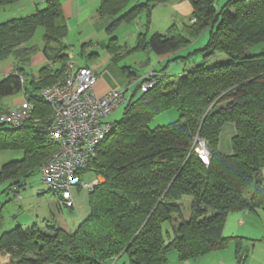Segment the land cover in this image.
<instances>
[{
	"label": "trees",
	"instance_id": "trees-1",
	"mask_svg": "<svg viewBox=\"0 0 264 264\" xmlns=\"http://www.w3.org/2000/svg\"><path fill=\"white\" fill-rule=\"evenodd\" d=\"M18 1L0 0V8ZM131 1L99 0L97 17L114 18L107 31L142 15L148 26L154 5L168 0ZM188 1L189 20L195 23L184 24V32L193 38L209 32L198 51L204 55L201 63L166 85L167 75L139 79L122 118L110 121L112 130L82 172H93L98 180L89 191L88 215L70 233L55 224L15 226L4 232L0 250L8 254V264H109L124 255L127 264H168L171 253L178 262L195 261L232 239L236 264H245L240 238L224 237L222 230L230 213L254 212L264 203V51L249 53L264 41V0H228L220 10L215 0ZM35 6L31 15L0 24V59L15 55L20 64H27L38 48L24 44L41 27L46 60L36 78L18 69L0 80V111L8 108L3 99L20 93L34 106L21 127L0 124V151L23 152L20 160L0 167V183L11 180L10 186H22L20 181L37 169L38 159L53 152L46 131L53 112L39 91L64 78L71 64L62 0ZM188 44L173 24L165 34L148 39L138 34L134 50L146 48L163 56ZM106 47L113 60L118 59L122 47L115 37ZM216 54L225 57L214 59ZM146 80H155L154 85L141 91ZM138 90L141 95L134 99ZM169 110L178 112L176 121L148 129L155 116ZM229 130L230 153L224 154L220 136ZM195 136L206 141L208 165L193 150ZM183 197H190V215L172 226L171 215L180 217Z\"/></svg>",
	"mask_w": 264,
	"mask_h": 264
},
{
	"label": "rangeland",
	"instance_id": "rangeland-1",
	"mask_svg": "<svg viewBox=\"0 0 264 264\" xmlns=\"http://www.w3.org/2000/svg\"><path fill=\"white\" fill-rule=\"evenodd\" d=\"M135 1L143 2V0H132L130 5L136 3ZM227 1L228 0H215V7L220 10ZM40 2L41 0H19L13 5L0 8V24L6 23L12 19L31 15L35 11V5H38ZM183 3L190 4L188 0H168L165 3L156 4L151 10L149 26H144V24H146V18L144 17L145 15H142L139 22L136 20L121 23L114 34L120 45L126 44L130 49L134 50L137 44V42H135L136 36L139 32L145 34L148 39L151 35L156 33L165 34L170 25L174 24L178 32L189 41L188 45L170 54L169 57H161L144 48L134 53L125 54L119 60L118 66L126 68L131 67L129 71L134 72V74H137L139 77L147 73L150 75L158 74L160 77L167 75L169 76L168 78H165L166 76L164 77V82H166L164 85H166L170 82H174L177 76H180L184 70L189 69L193 64L201 63L204 55L202 52L198 51L205 46L209 32L208 30H204L195 38L184 32V24H194L195 20L191 19L194 20V22L189 20L191 16V7L186 8L187 6L185 7ZM98 4L99 0H62V6L66 11L67 25L70 32L69 39L74 41L67 42L71 45L70 61L78 66L88 61L89 52H87V50L99 54L101 60H103L106 55L103 49L104 47L101 44L102 42H94L96 44L93 48H86L84 50L85 52L83 51L82 54H80L82 42H78L79 35L82 33L83 36H87L88 31L92 33L94 38L100 37V33L97 29L98 24L94 27L90 25L94 21L98 22L99 20L95 13ZM189 6H191V4ZM39 7L42 8L43 6L39 5ZM91 11H93V16L85 21L86 14ZM79 24L80 26H78ZM104 32L105 31H102L103 35H105ZM42 34V28L38 27L32 39L24 44V47L29 45L36 46L40 49H37L30 57L27 64H20L15 55H9L6 58L0 59V80L10 73H15L17 69H23L29 77L37 75L38 69L42 67L46 61L42 54V48L44 47ZM263 51L264 41L250 48L249 53L258 54ZM223 57H225L223 54H216L214 59L218 60V58ZM180 58H183V62ZM151 70H155L158 73H149ZM137 81L139 80L135 79L133 82L131 81V83H129V90L124 93L126 100L136 89ZM140 95L141 92L138 90L133 98L136 99ZM20 98H22L21 93L12 97H6L2 102L3 104H8L7 106L10 107L9 105L14 104L15 100ZM126 100L116 111L112 112L106 120L119 121L122 118ZM178 116L179 114L175 110L162 112L155 116L148 123L147 127L152 130L157 127L167 126L176 121ZM5 127L8 128V126ZM195 137L199 138L197 136ZM229 140L230 133H228V131L221 133L219 145L223 153H230ZM49 155L50 154H47L46 156L45 154L46 157L43 155L45 159H41L43 158L42 156L38 159L37 169H31L27 177H24L23 180L20 181V185L22 186H10L11 180L0 183V236L4 232L12 230L15 226L28 228L37 223L42 227L43 221L55 224L54 221L59 222V219L65 220L68 230L74 232L80 222L88 215L89 191L82 186L83 184H92L93 180L96 179V175L93 172H85L81 175L80 180L82 184L80 187L73 188L71 191L74 200V208L68 210L61 205L59 209L57 206L58 196L47 191L45 185L41 182L38 169V167L47 160L46 158L49 157ZM22 156L23 152L20 149L0 151V167L7 162L20 160ZM250 189L251 188H248L246 191V196ZM181 202L183 207L180 209V217L178 214L171 215L172 226L179 224L180 219H188L190 215V197H183ZM240 217H242L244 225L237 226L236 223L230 219L227 224L225 235L223 236L226 237L229 236L230 233H233V236L240 238L242 254H247L245 264H264V240H262L264 239V205L256 215H251L250 217V215L244 214V216H239L238 218L240 219ZM229 248H232L231 252ZM218 254L223 256H226V254L228 256L229 254V258H224L225 264H232L235 262V249H233V244L230 243L226 248L220 249V251H211V253L209 252L204 255L200 259L199 264H218ZM169 257L168 264H181V262H176V257H174L173 253H171ZM8 261L9 259H7V262ZM109 264H127V257L124 255L120 259L112 261Z\"/></svg>",
	"mask_w": 264,
	"mask_h": 264
},
{
	"label": "built area",
	"instance_id": "built-area-1",
	"mask_svg": "<svg viewBox=\"0 0 264 264\" xmlns=\"http://www.w3.org/2000/svg\"><path fill=\"white\" fill-rule=\"evenodd\" d=\"M67 65L64 78L39 91L40 99L52 108L53 113L46 120H49L46 131L49 144L54 146L39 173L47 191L57 195L63 207L71 209L74 208L72 189L80 187L82 172L95 155L96 147L113 128L106 118L125 98L119 90L98 97L93 91L96 80L93 71L88 68L74 70L71 64ZM154 82L144 81L140 90L146 91ZM33 108L28 101L8 107L0 111V124L21 127L32 115ZM193 150L201 162L208 165L210 154L204 140L196 138ZM97 182L95 179L92 184H83L82 187L91 191Z\"/></svg>",
	"mask_w": 264,
	"mask_h": 264
},
{
	"label": "crops",
	"instance_id": "crops-1",
	"mask_svg": "<svg viewBox=\"0 0 264 264\" xmlns=\"http://www.w3.org/2000/svg\"><path fill=\"white\" fill-rule=\"evenodd\" d=\"M42 4H43V0H41V2L40 3H38V6L39 5H41L42 6ZM184 5H185V7L186 8H188V7H191V6H189L190 4H187V3H183ZM89 9V8H88ZM87 9V10H88ZM86 10V11H87ZM62 11H63V13H64V16L66 17V19H67V16H66V11H65V8L62 6ZM92 12L93 11H91L90 13H87L86 14V18L84 19L85 21H87V20H89L92 16H93V14H92ZM95 13H96V11H95ZM192 13V7H191V11H190V14ZM96 17H97V15H96ZM99 18V17H98ZM139 20L140 19H137V21L139 22ZM84 21V22H85ZM114 21V18H112V17H104V18H99V20H98V22L97 21H94L93 23H91L90 25H93V27L94 26H97V24H98V26H97V29H98V32L100 33L99 35H100V37L98 36V38L96 37V38H94L93 36H92V33L91 32H89L88 30V32H87V36H83L82 35V33L79 35V37H78V42H82V47H83V49H81V53L80 54H82L83 53V51L86 49V48H93V46L96 44V43H94V42H102L101 44L103 45V49L105 50V53H106V55L104 56V58H103V60H101L100 58H99V54H97L96 52H94V51H88L87 50V52H89V58H88V61H86L83 65H81V66H78V65H76L75 63H72L71 61H70V57H69V59H68V61L71 63V64H73L74 65V67L75 68H89V69H91L92 71H93V73L95 74V76H96V80H95V83H94V85H93V91H94V93L98 96V97H101V96H103V95H105L107 92H109V91H111V90H119V91H121V92H123V95H124V98H125V100H126V97H125V92L127 91V90H129V83H131V81L133 82L135 79L137 80H139L140 78H142V77H144V76H146V75H148V73L147 74H145V75H143V76H141V77H139V76H137V74L135 75L134 74V72H131L132 74H129L130 75V77H128L127 75H128V73H126L127 71H129V70H131V67H127L128 69H126L127 71H124V69L123 68H126V67H119L118 66V62H119V60L125 55V54H130V53H134V52H137V51H133L132 49H130V47H128L126 44H123V45H120L121 47H122V51H121V53H120V56L118 57V59H116L115 61L113 60V57H112V55L108 52V50H107V44H108V42H109V39L111 38V37H115L116 38V41L117 42H119L118 41V39H117V37L115 36V30L118 28H116L115 30H113V31H107V28L110 26V24L112 23ZM136 21V20H135ZM171 25H173V24H171ZM170 25V26H171ZM78 26H80V24L78 25ZM144 26L146 27L147 25L146 24H144ZM149 26V25H148ZM176 26V25H175ZM82 28V27H81ZM102 31H105L104 33H105V35H103L102 34ZM140 33H142V32H139L138 34H140ZM69 35H70V32L68 31V35H67V38H66V43L67 42H74L73 40H71V39H69ZM144 36H145V34H144ZM145 39H147V37L145 36ZM135 42H137V36H136V40H135ZM68 44V43H67ZM69 45V44H68ZM71 46V45H70ZM38 50H40V49H38ZM90 50V49H89ZM85 52V51H84ZM69 56H70V51H69ZM32 56V55H31ZM169 57L170 56V54L169 55H163V56H161V57ZM99 59V60H98ZM46 64V61H45V63H44V65ZM39 70V69H38ZM15 71H18V69L17 70H15ZM152 71H155V70H151L149 73H151ZM130 72V71H129ZM156 72V71H155ZM25 73V72H24ZM26 74V73H25ZM38 74V73H37ZM25 77H27V78H30L29 77V75H25ZM31 77H34V78H36L37 77V75L36 76H31ZM138 82V81H137ZM134 92V91H133ZM133 92L130 94V95H132L133 94ZM130 97V96H129ZM129 99V98H128ZM128 99L126 100V101H128ZM25 101V99H24V96L22 95V98H20V99H18V100H15V103L14 104H12V105H9V106H19L22 102H24ZM2 104H3V102H2ZM4 105H8V104H5L4 103ZM228 133H230V134H232V131H228ZM219 148H220V145H219ZM221 149V148H220ZM221 152L223 153V151H222V149H221ZM224 154H226V153H224ZM261 176H262V179H263V182H264V168H263V170H262V172H261ZM95 180V179H94ZM93 180V181H94ZM263 205L264 204H262L258 209H256V211H254V212H251V211H247V210H243V211H237V212H233V213H230L227 217H226V219H225V222H224V226H223V230H222V234L223 235H225V232H226V228H227V224H228V221H230V219H232V221H234L235 223H236V225L237 226H240V225H244V221H243V219H242V217H240V219L238 218L239 216H244V214H248V215H250V217H251V215H256L261 209H262V207H263ZM57 206H58V208L60 209V207H61V203L59 202V200H58V204H57ZM68 210H72V209H68ZM54 218V217H53ZM54 220H55V218H54ZM53 220V221H54ZM54 223H55V225H57L58 227H61L63 230H65V231H67V232H71V231H69L68 230V227H67V224H66V222H65V220H60L59 219V222H57V221H54ZM37 224V223H36ZM43 225H50V224H52V223H49L48 221H43V223H42ZM234 234L233 233H230V235L229 236H226V237H236V236H233ZM262 240H264V239H262ZM239 242H240V239H239ZM230 243H232L233 244V249H235V246H236V240L235 239H232V240H230L229 242H228V244H230ZM228 244L225 246V248L228 246ZM240 246H241V242H240ZM231 249L232 248H229V250H230V252H231ZM222 250V249H221ZM214 251H220V249L219 250H214ZM214 251H212V252H214ZM211 253V252H210ZM241 253H243L242 252V249H241ZM219 255V257H217L218 259H219V261H218V264H225L224 263V258L226 257V258H229V254H228V256H227V254H226V256H223V255H221V254H218ZM242 255H244V254H242ZM246 256H247V254H246ZM202 258V257H201ZM201 258H199L198 260H195V261H184L183 263L181 262V264H199V262H200V259ZM7 259H9V256H8V254L6 253V251H4V250H0V264H8V262H7ZM177 263H179L178 261H176ZM232 264H236V258H235V262L234 263H232Z\"/></svg>",
	"mask_w": 264,
	"mask_h": 264
}]
</instances>
